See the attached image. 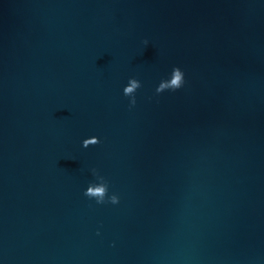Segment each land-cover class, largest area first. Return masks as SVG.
<instances>
[{
    "label": "water",
    "instance_id": "1",
    "mask_svg": "<svg viewBox=\"0 0 264 264\" xmlns=\"http://www.w3.org/2000/svg\"><path fill=\"white\" fill-rule=\"evenodd\" d=\"M0 264H264V0H0Z\"/></svg>",
    "mask_w": 264,
    "mask_h": 264
},
{
    "label": "clouds",
    "instance_id": "2",
    "mask_svg": "<svg viewBox=\"0 0 264 264\" xmlns=\"http://www.w3.org/2000/svg\"><path fill=\"white\" fill-rule=\"evenodd\" d=\"M145 43H147V41H145ZM183 84H184V81H183V79H182L181 76H177V78H176L175 80L172 81V85H173L175 88H180V87L183 86ZM128 91H130V89H129ZM89 191H90V190H89ZM101 191H102V189L97 188V189H96V193H93V195H96V194L100 193ZM86 194H88V193H86ZM101 200H102V198H101V199H98V203L101 202ZM113 202H115V198H113Z\"/></svg>",
    "mask_w": 264,
    "mask_h": 264
}]
</instances>
